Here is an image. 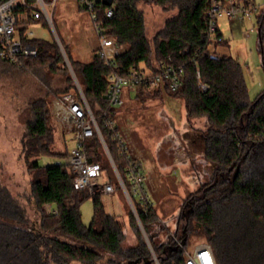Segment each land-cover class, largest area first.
Wrapping results in <instances>:
<instances>
[{
	"label": "trees",
	"instance_id": "obj_1",
	"mask_svg": "<svg viewBox=\"0 0 264 264\" xmlns=\"http://www.w3.org/2000/svg\"><path fill=\"white\" fill-rule=\"evenodd\" d=\"M207 1L115 0L111 17L105 13L108 6L100 4L99 21L105 33L124 47L121 64L156 72L163 62L184 66L177 91L138 86L136 97L178 96L185 104L189 122L206 117L203 156L216 164L213 176L185 196L173 232L160 225L154 206L146 212L138 202L135 204L159 264H186V247L194 235L206 239L214 264H264V91L252 101L243 65L231 55L208 49L211 38L205 20ZM141 3L175 11L156 33L153 44L147 37ZM258 24L262 44L264 20L259 18ZM215 40L216 45L228 44L219 31ZM32 43L38 48L36 57L23 59L21 66L0 57V72L16 67L39 74L44 69L55 72L66 68L55 39L38 38ZM65 49L73 68L84 76V94L124 175L128 159L120 153L102 116L104 111L114 119L117 115V108L110 106L107 97L111 69L97 54L89 62H79L72 57L69 46ZM73 90H77L76 85L62 93ZM48 98L32 105V120L22 143L28 168L37 170L31 186L39 229L32 227L25 207L0 181V264H70L75 260L83 264H157L136 223L133 226L138 243L124 246L121 223L105 210L102 195L91 196L75 189L74 175L64 163H40L42 156L63 158L69 152L53 150ZM86 147L89 159L100 162L111 173L99 137L90 138ZM87 198L93 199L94 210L90 224L84 225L81 205ZM46 205L51 206L50 213ZM163 234L170 237L163 241Z\"/></svg>",
	"mask_w": 264,
	"mask_h": 264
},
{
	"label": "rangeland",
	"instance_id": "obj_2",
	"mask_svg": "<svg viewBox=\"0 0 264 264\" xmlns=\"http://www.w3.org/2000/svg\"><path fill=\"white\" fill-rule=\"evenodd\" d=\"M255 1L256 4L263 2ZM79 5L78 0H57L53 13L55 30L51 26L41 27L37 23L31 25L38 38L56 40L57 34L60 50L62 54H66V57L63 55L66 68L61 67L55 72L44 69L39 74L16 67L0 72V181L25 207L32 227L37 230L39 213L31 186L37 170L28 168L22 155V143L27 125L32 120V105L49 97L48 127L54 137L53 150L66 152L74 147L72 136L66 133V129L55 116L54 101L64 90L73 88L76 83L85 89L84 76L80 70L73 68L65 48L69 46L72 57L79 62L91 61L96 53L98 41L91 16ZM139 7L145 15L147 37L153 44L156 33L164 27L175 11L166 12L154 4L141 3ZM260 11L261 8L253 13L252 18L246 17L241 24H231L229 20L221 19L220 29L228 41V46L218 45L219 51L218 46H210L212 53L231 55L243 65L252 101L264 91V41L260 43L257 26ZM136 95L135 88L125 91V103L117 108L116 123L122 137L130 146L131 154L140 161L147 176L146 189L154 203L160 225L173 232L185 196L195 191L201 182L211 178L216 168L214 162L203 156L204 132L208 120L206 117H199L192 118L189 122L185 104L178 96L165 94L162 97L149 95L138 98ZM64 158L51 155L42 156L39 160L41 164H52L63 162ZM102 200L105 210L121 223L125 234L124 246L138 243L135 233L137 227L148 244L137 217L133 213L135 219L133 218V211L120 190L114 194L102 195ZM45 210L50 213L51 206L46 205ZM93 210V199L87 198L81 205L84 225L90 224ZM133 223L137 224L136 228ZM169 237L163 234L160 239L164 241ZM63 239L72 242L71 239ZM150 249L154 255L153 247ZM186 252L202 264H214L209 245L202 236H192ZM70 264L83 263L75 260Z\"/></svg>",
	"mask_w": 264,
	"mask_h": 264
},
{
	"label": "built area",
	"instance_id": "obj_3",
	"mask_svg": "<svg viewBox=\"0 0 264 264\" xmlns=\"http://www.w3.org/2000/svg\"><path fill=\"white\" fill-rule=\"evenodd\" d=\"M78 2L79 6L89 12L93 22L98 41L95 54L111 69L108 76L109 89L107 93L111 107L122 106L125 103V91L136 89L138 86H146L149 89L163 87L173 92L181 87L184 66L178 67L163 62L159 71L156 72L142 66L121 64L119 60L124 47L105 33L99 21V9L102 1L78 0ZM56 4L57 0H0V57L18 66L22 65L23 59L36 57L38 48L32 41L38 37L31 29V25L33 23H37L41 27L48 25L55 30L53 13ZM113 5L114 3L107 7L105 12L107 17L113 15ZM259 8L261 11L257 16L258 21L259 18L264 20V0L261 4H256L255 0H208L205 11L207 31L211 38L208 49L210 50V46L216 47L215 37L219 31L218 22L221 18H227L229 21L238 18H252L253 13ZM198 76H200L199 71ZM76 87V91L62 93L54 101L55 116L74 141V147L69 150L63 162L57 164L64 163L70 167L74 175V188L87 191L91 196L110 195L116 193L118 189L121 190L131 210L136 217H139L136 202L146 212L154 206L146 189L147 176L143 167L140 161L131 154L129 144L119 131L116 118H112L108 111H104L102 116L105 126L117 144L120 153L128 159L124 175L121 173L83 89L78 83H76ZM204 88L206 87L204 86ZM95 135L99 137L110 161L111 173L106 171L100 162L89 159L86 144ZM186 264L202 263L189 254Z\"/></svg>",
	"mask_w": 264,
	"mask_h": 264
},
{
	"label": "water",
	"instance_id": "obj_4",
	"mask_svg": "<svg viewBox=\"0 0 264 264\" xmlns=\"http://www.w3.org/2000/svg\"><path fill=\"white\" fill-rule=\"evenodd\" d=\"M101 1H102V3H103L104 5H107V6H110V5H112V4L114 3V0H101ZM56 40H57L58 44H59L60 47H61V44H60L59 39L57 38V36H56ZM62 51H63V50H62ZM63 55H64V57H66L65 52H63ZM69 67L71 68V71H72V67H71L70 65H69ZM137 220H138L139 223H140V226H141V228H142V231H143V233H144V235H145V237H146V239H147L148 245H149L150 247H152V246H151V243H150V241H149V239H148V236H147V234H146V232H145L143 226L141 225L142 223H141L140 218L137 217ZM154 258H155V260H156V263L159 264V262L157 261V258H156V256H155V254H154Z\"/></svg>",
	"mask_w": 264,
	"mask_h": 264
},
{
	"label": "crops",
	"instance_id": "obj_5",
	"mask_svg": "<svg viewBox=\"0 0 264 264\" xmlns=\"http://www.w3.org/2000/svg\"><path fill=\"white\" fill-rule=\"evenodd\" d=\"M221 19H225V20H228L227 18H221ZM220 19V20H221ZM244 19L245 18H238V19H236V20H234V21H229L231 24H234V23H238V24H241L243 21H244ZM219 20V21H220ZM257 26H258V30H259V24H258V19H257ZM218 28H219V32L221 33V34H223V32L221 31V29H220V25H219V22H218ZM259 35H260V33H259ZM223 36H224V34H223ZM224 38H225V36H224ZM226 39V38H225ZM227 40V39H226ZM264 40H262V42H263ZM221 46H228V44H224V45H222V44H220ZM219 45V46H220ZM216 46H218V45H216ZM219 46H218V48H217V50L219 51L220 49H219ZM224 55V54H223ZM226 55H228V54H226Z\"/></svg>",
	"mask_w": 264,
	"mask_h": 264
},
{
	"label": "snow or ice",
	"instance_id": "obj_6",
	"mask_svg": "<svg viewBox=\"0 0 264 264\" xmlns=\"http://www.w3.org/2000/svg\"><path fill=\"white\" fill-rule=\"evenodd\" d=\"M205 259H206V260L208 259L207 256H205Z\"/></svg>",
	"mask_w": 264,
	"mask_h": 264
}]
</instances>
